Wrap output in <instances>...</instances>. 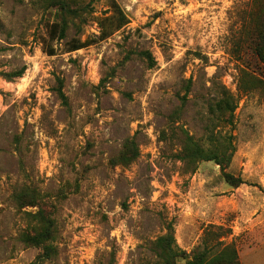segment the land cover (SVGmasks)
Instances as JSON below:
<instances>
[{"label":"rangeland","instance_id":"rangeland-1","mask_svg":"<svg viewBox=\"0 0 264 264\" xmlns=\"http://www.w3.org/2000/svg\"><path fill=\"white\" fill-rule=\"evenodd\" d=\"M68 1L91 3L79 37L94 40L71 53L48 40L45 0H0V264L39 253L19 241L36 211L14 204L24 187L54 222L46 264H150L169 224L187 254L233 245L240 264H264V65L247 38L264 0ZM117 11L126 23L97 40ZM221 88L235 109L215 132L231 137L237 188L213 162L177 159L184 132L208 147ZM129 144L136 158L113 164Z\"/></svg>","mask_w":264,"mask_h":264},{"label":"trees","instance_id":"trees-1","mask_svg":"<svg viewBox=\"0 0 264 264\" xmlns=\"http://www.w3.org/2000/svg\"><path fill=\"white\" fill-rule=\"evenodd\" d=\"M90 6V2L71 5L68 0H45V7L53 9L55 16V20L47 27L48 40L51 42L65 41L66 53L75 52L93 44L94 40L84 39L82 41L79 37L82 35V29L85 24L83 17L89 14L91 10ZM116 13L119 22L115 26H110L109 30H106L107 27H103L102 22H111L112 17H106L99 23L100 34L97 40L106 39L112 32L117 31L126 23L124 17L121 15L122 13L120 14L119 11ZM70 29L74 31V37L66 42V34ZM247 38L249 39L248 50L264 65V3L251 19V27L248 30ZM49 55H53V53L50 52ZM140 55L145 59L149 68H152L154 61L150 55L147 52H143ZM22 74L23 69L14 73L12 77H20ZM58 95L62 103L66 104L65 97L60 90L58 91ZM234 109L235 105L232 96L221 88L218 97L208 107V114L211 116V125L207 128L206 136L208 147L203 148L184 132L182 148L177 155V159L185 166L192 168V172L202 162H213L219 167L224 182L232 188H237L244 184L242 179L226 172L234 153L231 137L229 135L220 136L215 132L220 124L232 125ZM136 156V148L132 144H129L125 145V151L112 162L113 164L128 165ZM12 200L18 209L36 208V211L33 213H28V216L34 223H32L28 231L23 232L19 236V241L27 248L39 250L36 258L29 264H46L57 255L53 220L40 208L34 190L28 187L21 188L18 192L14 193ZM150 251L153 259L150 264H240L233 245L223 246L212 255L206 250L191 254L179 250L175 245L170 224L167 226L166 233L151 243Z\"/></svg>","mask_w":264,"mask_h":264}]
</instances>
